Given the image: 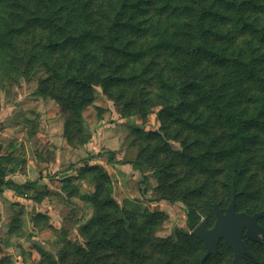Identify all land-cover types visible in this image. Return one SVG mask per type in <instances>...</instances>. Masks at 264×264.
<instances>
[{
	"label": "trees",
	"instance_id": "1",
	"mask_svg": "<svg viewBox=\"0 0 264 264\" xmlns=\"http://www.w3.org/2000/svg\"><path fill=\"white\" fill-rule=\"evenodd\" d=\"M38 59L49 73V95L67 114V136L74 124L81 131L97 86L131 110L158 107L164 132L170 127L174 138L189 140L182 156L206 177L221 176L223 196L230 195L226 205L213 200L209 226L214 203L225 209L235 191L237 210L264 209L240 208L248 195L264 197V0H0L1 70L26 71ZM100 192L92 197L97 211L85 226L87 238L72 243L59 263L50 256L53 264H232L224 240L203 260V242L186 230L200 223L189 203L187 227L180 228L188 244L160 243L150 231L162 212L148 211L139 221L110 187ZM244 239L257 260L245 255L242 263L264 264V239ZM161 244L164 263L153 255ZM194 246L204 252L195 255Z\"/></svg>",
	"mask_w": 264,
	"mask_h": 264
},
{
	"label": "rangeland",
	"instance_id": "2",
	"mask_svg": "<svg viewBox=\"0 0 264 264\" xmlns=\"http://www.w3.org/2000/svg\"><path fill=\"white\" fill-rule=\"evenodd\" d=\"M48 77L44 59L26 71L0 68V182L5 183L0 192V264H53L50 256L59 263L72 243L87 238L85 226L97 211L92 202L97 188L104 195L110 187L119 206L139 221L148 211L162 212L150 231L160 243L183 241L186 203L199 223L214 219V199L229 202L221 176L206 177L182 156L189 140L174 138L170 127L164 132L158 107L146 113L131 110L97 86L82 113V132L74 124L69 137L67 114L49 95ZM142 132L156 134L151 138ZM158 147L166 150L154 156ZM6 183L23 188L13 190ZM263 204L264 197L248 195L240 208ZM163 250L161 244L153 253L161 263L167 254ZM194 252L198 256L204 250L194 246Z\"/></svg>",
	"mask_w": 264,
	"mask_h": 264
},
{
	"label": "water",
	"instance_id": "3",
	"mask_svg": "<svg viewBox=\"0 0 264 264\" xmlns=\"http://www.w3.org/2000/svg\"><path fill=\"white\" fill-rule=\"evenodd\" d=\"M216 221L209 226L208 218H204L193 230V233L204 244L206 252L203 260L210 255L217 254L221 240L230 246L234 257L232 264H243L245 255L257 260L255 253L249 249L244 236L253 241H263L264 224L260 218H264V209L254 213L237 210V192L229 205L224 209L219 202L214 203Z\"/></svg>",
	"mask_w": 264,
	"mask_h": 264
}]
</instances>
